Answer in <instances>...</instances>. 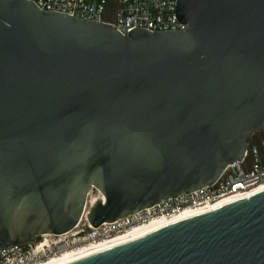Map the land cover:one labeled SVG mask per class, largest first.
I'll return each instance as SVG.
<instances>
[{"label": "water", "instance_id": "95a60500", "mask_svg": "<svg viewBox=\"0 0 264 264\" xmlns=\"http://www.w3.org/2000/svg\"><path fill=\"white\" fill-rule=\"evenodd\" d=\"M184 31L0 0V248L213 185L264 133V0H176ZM71 264H264V191Z\"/></svg>", "mask_w": 264, "mask_h": 264}, {"label": "built area", "instance_id": "2783aa9c", "mask_svg": "<svg viewBox=\"0 0 264 264\" xmlns=\"http://www.w3.org/2000/svg\"><path fill=\"white\" fill-rule=\"evenodd\" d=\"M26 1L46 12L64 13L82 21L110 24L121 34L134 29L167 32L184 31L186 28L175 17L176 0ZM260 133L261 145L252 143L250 139L242 160L228 165L213 185L162 200L150 209L113 223L103 224L97 229L89 227L86 214L83 213L80 224L66 234L41 235L39 241L35 238L32 242L0 248V264H39L47 258L60 254L64 249L85 243V240L112 236L152 218L170 220L186 210L204 209L225 198L246 195L255 187L264 184V133ZM93 191L98 196V191L92 189L87 198ZM87 209L86 207L85 213ZM80 226L83 228L79 229ZM54 238L59 241L51 240Z\"/></svg>", "mask_w": 264, "mask_h": 264}, {"label": "bare ground", "instance_id": "6f19581e", "mask_svg": "<svg viewBox=\"0 0 264 264\" xmlns=\"http://www.w3.org/2000/svg\"><path fill=\"white\" fill-rule=\"evenodd\" d=\"M264 191V184H261L250 192H248L244 196L236 197V198H225L213 206L206 207L204 209L197 210H186L176 217L165 220V219H156L152 218L147 220V222L139 223L135 226H131L126 228L123 232L116 233L112 236H103L100 239H90L85 240V243L78 245L77 247H72L70 249H64L60 254L55 255L53 257L47 258L41 261L39 264H71L77 262L79 260L91 257L93 255L99 254L101 252H105L107 250L117 248L119 246L134 242L141 238H144L150 234L163 230L172 225L178 224L190 218H194L196 216L207 214L218 210L226 205L239 202L250 197H253ZM101 198V195L98 196L91 201V205H94ZM86 213L84 212V215ZM90 227V226H89ZM98 236V235H96Z\"/></svg>", "mask_w": 264, "mask_h": 264}, {"label": "rangeland", "instance_id": "374dc122", "mask_svg": "<svg viewBox=\"0 0 264 264\" xmlns=\"http://www.w3.org/2000/svg\"><path fill=\"white\" fill-rule=\"evenodd\" d=\"M251 142L252 143H255V144H260L261 145L262 138H261L260 134H254V136H252V138H251ZM96 197H97V193L94 192V191L91 192L90 196L87 198V202H88L87 208L88 209L92 206V205L90 206V202L93 201ZM88 209H87V211H88ZM82 228H83L82 226L79 227V229H82ZM39 240H41L40 236H39V238L38 237L36 238V241H39ZM48 240H50V238H48ZM51 240H54L55 242L59 241V239H57V238H54V239H51ZM71 241H72V239H71Z\"/></svg>", "mask_w": 264, "mask_h": 264}, {"label": "flooded vegetation", "instance_id": "af4514ba", "mask_svg": "<svg viewBox=\"0 0 264 264\" xmlns=\"http://www.w3.org/2000/svg\"><path fill=\"white\" fill-rule=\"evenodd\" d=\"M256 134H261L260 132L256 133Z\"/></svg>", "mask_w": 264, "mask_h": 264}]
</instances>
